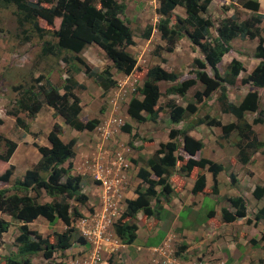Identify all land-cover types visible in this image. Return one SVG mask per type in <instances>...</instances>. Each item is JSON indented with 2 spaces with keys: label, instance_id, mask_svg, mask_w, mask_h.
Returning a JSON list of instances; mask_svg holds the SVG:
<instances>
[{
  "label": "trees",
  "instance_id": "16d2710c",
  "mask_svg": "<svg viewBox=\"0 0 264 264\" xmlns=\"http://www.w3.org/2000/svg\"><path fill=\"white\" fill-rule=\"evenodd\" d=\"M157 13L164 16L155 26L160 33L161 40L165 41V50L173 51L176 42L182 37H188L193 45L199 49L201 57H195L193 67L189 70L193 77L183 78L179 73L165 70L160 65H154L145 72V79L140 87L135 89L133 96L127 103L126 112L137 123L154 121L163 112L159 105L162 96L159 82L171 83L166 93L171 98L166 103L169 109L171 127L168 130L169 141L161 142L153 154L144 161V167L139 168L137 176L141 183L135 188V198L125 199V208L113 221L112 229L117 239L124 245L132 244L137 238L140 214L151 216L155 211V218L159 219L162 200H168L178 194L184 187L183 176H188L194 168L197 174L192 194L202 193L205 189L204 171L211 173L213 183L211 191L218 192L217 175L224 167L209 158L194 156L203 148V142L188 134L186 129H178L173 125L180 123L185 114L198 111L197 105L189 103L186 106L175 103L176 96H183L189 88L202 84L203 89L196 90L194 97L201 101L202 97H216L219 111L232 114L235 122L221 123L216 117L205 114L197 118L195 125L204 124L207 127L217 126L221 129V138L227 139L233 131L238 133L237 161L247 164L257 150L264 154V140L258 139L253 124L264 121V109L259 106V95L254 89L244 94L236 104L227 96L228 87H244L248 85L264 87V28H260L264 14L259 13L258 0H242L243 8L250 11V16L237 21L228 16L223 17L216 25L206 16L210 0H157ZM14 4L17 9V27L23 43L31 39L29 30L35 31L39 37L51 32L53 39H46L41 46L40 54L43 57H59L67 66L66 77L61 87L45 79L43 74L32 78L27 86L18 84L13 87L19 95L16 106L7 111L14 117L15 124L23 130H29L26 121L20 116L25 112L29 118H35L43 105L51 107L54 115L62 117L65 124L76 131H92L99 124L96 118L82 120L80 97L75 89H85L83 84L75 80L74 74L83 71L93 77L98 85L107 91L117 85L113 79L111 68L129 75L137 68V61L127 50L134 45L133 31L122 17L125 3L118 0H0V5ZM176 7L185 10V17L176 16L174 23L170 17ZM55 19L59 24L53 28ZM43 21L50 29L42 27ZM217 32L212 36L211 28ZM154 27L146 25L142 37L149 39ZM234 38H257L254 57L258 63L237 84V78L244 70L242 63L233 58L222 74L217 65L222 56L231 49L230 42ZM97 45L111 62L101 71L93 70L81 56L82 51L90 45ZM46 82H42L45 81ZM198 103V102H197ZM246 113H257L251 122L246 119ZM121 129L131 133L132 127L128 123ZM62 127L54 123L47 134L50 147L32 143L41 153V158L31 168L25 170L22 179L14 185H8L13 174V165H9L0 173V213L9 215L13 220L20 222L19 234L16 236L17 251L0 257V264H34L32 258L40 255L44 262L41 264H65L64 260L57 261L55 253L65 258V254L74 250L77 245H86V238L79 234L75 222L84 217L82 208L89 201V195L83 190L84 176L72 174V159L75 157V138L64 142L60 138ZM33 136L35 133H31ZM180 137V141H178ZM5 143V149L0 151V161L7 163L17 148V142L0 134ZM129 144L132 145V143ZM138 149L140 146L132 147ZM183 175V176H182ZM236 174L230 173L229 178L234 184ZM84 182V183H83ZM6 184V185H5ZM15 189L16 192L10 193ZM21 191V194L18 193ZM31 193H34L31 194ZM50 197L49 201L42 202L39 197ZM252 195L260 200L264 196V184L256 185ZM235 208H221V218L224 223H232L247 216V207L241 196L226 198ZM91 211L92 208H89ZM214 216V211L208 213V218ZM38 217H42L55 225L61 221L65 227L63 231L52 230V236H43L37 230L29 228ZM137 221V222H136ZM248 222L262 221L264 225V204L259 207ZM10 222L0 216V247L2 234L8 231ZM264 241V230L258 239H250L251 245H259ZM260 247V246H259ZM264 253V243L260 247ZM4 258V261L1 260ZM4 262V263H3Z\"/></svg>",
  "mask_w": 264,
  "mask_h": 264
},
{
  "label": "rangeland",
  "instance_id": "374dc122",
  "mask_svg": "<svg viewBox=\"0 0 264 264\" xmlns=\"http://www.w3.org/2000/svg\"><path fill=\"white\" fill-rule=\"evenodd\" d=\"M36 1V0H32ZM242 0H210L206 16L210 17L216 25L219 24V21L223 17H232L239 20H244L250 16V11L243 8L241 5ZM259 1V12L264 14V0ZM118 2H124L126 7L123 12L122 17L124 21L131 27L133 31L134 45L127 47V50L134 56L137 61V69L134 70L133 75L139 76L140 78L145 77V72L148 68L154 65H160L165 70L173 71L180 73L183 78L193 77V74L189 72L191 67H193L194 58L201 57L199 49L191 43L188 37L180 38L173 49V51L168 52L165 50V41L161 40L160 34L155 28L161 18L164 16L157 13L158 1L157 0H118ZM176 16L185 17V10L182 7H176L170 17V22L174 23ZM41 26L45 29H50L51 27L45 22H40ZM59 24V19H55L53 28H56ZM146 25H151L154 27L152 34L149 39L142 37ZM260 28H264V19L260 24ZM212 36H216L217 32L214 27L211 28ZM31 39L25 43L22 42L19 35L17 27V9L14 4H9L7 6L0 5V134L8 139L16 141L18 147L10 159L9 162L5 163L0 161V173H2L9 165L14 166V172L11 179L8 182V185H14V183L22 177V174L25 168L31 166L34 162L35 155L32 151L31 143L33 141H38L45 136V141H47L46 135L50 130L51 114L50 107L43 105L38 114L37 119L29 118L25 112H21L20 116L29 124L31 132L36 134L33 136L29 131H25L22 128L18 127L15 124L14 117L7 114V111L13 109L16 106V101L19 98V95L14 91L13 87L18 84L28 85L32 83V78L38 74H43L45 79L49 80L52 84L61 87L64 83V78L66 77L65 69L67 66L60 60L59 57L46 56L43 57L40 54L42 43L46 39H53L51 32H47L43 37H39L32 28L29 30ZM264 36V33H263ZM257 43V39L249 38H235L231 40L230 45L232 51L228 55H225L221 62L217 65L218 70L224 74L226 72V65L231 61L232 58L240 60L245 71L241 72L237 78V84L242 80L246 73L254 66L256 59H254V47ZM81 56L86 60L87 64L95 71L102 70L107 65H110L111 62L106 58L104 52L97 45L87 46L81 53ZM113 69V68H112ZM114 70V69H113ZM81 83L86 84V89L76 88L74 91L82 98V113L85 116V119H92L96 115L101 116V114L106 110L108 106L107 93L102 94L101 88L98 87V84L95 80L90 77H87L84 72H81L80 75H74ZM42 82H46L42 81ZM169 83H161L160 87L162 90V96L160 98L161 105H165L168 98V94L164 93L165 88ZM136 87V85H135ZM203 89L202 84L198 83L190 89L188 95H186V102L191 101L192 99L196 101L193 103L197 105L198 111L192 114H187L191 116L188 118V121H184L183 128L186 126H196L195 121L197 118L203 117L205 114H208L212 117H216L221 120V123H226L231 120L236 119L232 114H224L219 111V104L217 103L215 96L206 99L204 102L199 103L192 93L195 89ZM251 86L244 87H231L228 89L230 101L236 102L240 100L243 94L250 90ZM109 90V89H108ZM107 90V92H108ZM246 90V91H245ZM258 93L260 95V107L264 108V88H258ZM106 92V91H105ZM103 92V93H105ZM129 96H126L127 99ZM241 97V98H240ZM125 99L121 102L118 112L119 114H124ZM184 103V101H180ZM185 102V104H186ZM198 102V103H197ZM124 103V104H123ZM101 108L103 109L101 112ZM169 109H166L164 113L160 115L161 126L170 125L171 121L168 118ZM88 116V117H87ZM256 114L247 113L246 119L252 121ZM86 119V120H87ZM164 122V123H163ZM134 123V130L132 131L131 140L126 142L121 139H116L117 142H114V145L118 147L119 150L124 149L126 156L128 153H131V148L140 146V148L148 149V152H152L158 148L159 143L167 141V132H156L151 130L152 127L156 126L153 121H147L144 123ZM254 124V131L258 139L264 140V122L261 125ZM64 125V132L61 133L64 141L69 139L72 136V132L76 131L69 126ZM158 131V130H157ZM123 132V131H122ZM45 135H42V134ZM85 133V134H84ZM84 135L78 134L77 138L79 144L83 141L86 145L87 139L90 140L91 135H88L87 132H83ZM37 135V136H36ZM122 135V134H121ZM155 136V142L153 141V136ZM195 135L202 139V142L206 146L201 150V156L216 158V161L222 166L225 164L226 170H223L220 178V190L221 195H209L210 189H207V195L204 196V199L201 205L196 209H191L189 207L184 208L180 215L179 220L182 222L183 227L185 228H194L196 225L201 223H206L208 219V213L211 210L219 211L218 204L222 206H227L228 201L226 198L228 196L241 195L245 198L248 214L246 218L238 219L233 223L228 225L221 224V220L214 222L212 219L211 222L206 224L207 228L215 229L213 232L209 233L205 231V226L202 229L204 240L202 242L195 241L193 244V249L196 251L194 254L187 251L189 257L184 259L185 262H190V264H199L201 261L212 262L211 259H204V254L201 255V252H207L210 247L212 248H225L226 253H222L223 257H229L226 264H264V253L260 248L264 241H260L259 245L253 246L250 244V239H258L261 232L264 230V227L261 224H254L252 221L248 222L247 219H251L253 213L264 203V197L261 200H255L250 190L252 185L256 184L255 179H257L259 184H263L262 180L264 178V154L260 150H257L251 157L250 162L246 165H241L238 161L237 147L236 142L238 141V133L232 132L227 139H222L221 129L217 126L207 127L205 125L197 126L195 130ZM94 137V135H92ZM91 137L90 142L92 146H95V140ZM124 138H127V135H123ZM36 139V140H34ZM38 139V140H37ZM200 139V140H201ZM180 141V137H178ZM213 141V142H212ZM219 144V146H218ZM222 144V146H220ZM83 145V146H84ZM115 147V148H116ZM5 149V143L0 139V151ZM213 156V157H212ZM113 161H117V156L112 157ZM223 162V164H222ZM144 164V162H143ZM109 168V167H107ZM106 169V168H105ZM232 171L237 176V182L231 183L228 178V173ZM225 174V175H224ZM114 175V174H112ZM136 174H132L133 184L140 182L136 179ZM94 177V176H93ZM253 179V180H252ZM91 181L88 179L87 183ZM86 186L90 187L89 184L84 181ZM83 182V183H84ZM209 186L212 183V179L208 180ZM183 183H186V178L183 177ZM6 185V184H5ZM83 185V186H84ZM132 186L131 190L135 191L137 186ZM138 185V184H137ZM187 186V185H186ZM185 186V187H186ZM96 187V186H95ZM105 187V186H104ZM94 185L92 186V189ZM94 190V189H93ZM90 189H87L89 193ZM121 194L114 196V198H121V202L118 203L113 201L115 204L113 209L118 213L125 208L123 200L125 197H132V192H127L126 194L120 190ZM16 192L15 189L11 190L10 193ZM106 192V191H105ZM21 194V191H18ZM91 193V191H90ZM34 195V193H31ZM90 195V194H89ZM92 198V195H90ZM40 201L45 199L50 200V197L43 195L42 198L39 197ZM91 202L88 201L86 206L82 208L83 213L87 216L91 215L92 208ZM229 208L231 205L229 204ZM93 213V212H92ZM220 215V212L218 213ZM84 215V217L86 216ZM6 219L10 220V227L7 232L2 234V245L0 247V257H4L8 254L15 253L17 251V243L15 241L16 236L19 234V223L10 219L9 216H4ZM117 217V216H116ZM39 217L35 221L36 223L30 225L31 229L37 230L43 236H52V230L62 231L63 227L61 224L58 225H49L47 220ZM146 218L139 219L137 222L139 227H157L158 221L155 218L153 221L145 220ZM41 220V221H40ZM176 224L178 220H175ZM142 225V226H141ZM222 225V226H221ZM61 226V227H59ZM159 227V226H158ZM213 227V228H212ZM79 229V228H78ZM228 241H225L226 238ZM225 238V239H224ZM219 239V243L217 240ZM213 240V241H211ZM179 241H177L178 243ZM133 245L129 250H136L138 246H142V238L139 235L138 238L132 243ZM234 245V249H232ZM260 246V247H259ZM231 252H229L230 250ZM191 252V250H190ZM224 252V251H223ZM76 250H72L65 254V258L62 257L59 253L54 254V258L57 261L64 260L68 262L70 258H73ZM186 253V254H187ZM176 256V255H175ZM208 258V257H207ZM4 261V258H1ZM34 264H41L44 262V259L40 255H36L32 258ZM4 263V262H3ZM185 264V263H183Z\"/></svg>",
  "mask_w": 264,
  "mask_h": 264
},
{
  "label": "crops",
  "instance_id": "0c3cea01",
  "mask_svg": "<svg viewBox=\"0 0 264 264\" xmlns=\"http://www.w3.org/2000/svg\"><path fill=\"white\" fill-rule=\"evenodd\" d=\"M254 49H255V47H254ZM230 51H232V47H231ZM230 51L225 55H228L230 53ZM254 59H256V58L254 57ZM257 63H258V60L254 64V66H256ZM254 66H252V68L249 70V72L254 68ZM112 68H111V73L113 75V79L117 82V85L112 87V88H109L108 92L106 91L105 93H103V89L98 85V87L101 88V90H102V94L107 93V99L106 100L108 101V106L104 112L102 111L103 109L101 108V112H103L101 114V116L96 115L94 117V118L99 120L98 127L92 131H85L88 133V135H91V137H92V135H94V137H92V138H94V140H95V146L93 147L91 144L92 142H90L91 137H88V138H90V140L87 139L86 145H84L83 141L79 144V140H78L77 136H78V134H81L82 136H86V135H84L85 133L83 134L84 131L80 132V131L75 130L76 132L75 133L72 132V136L69 139H67L66 141L63 140L61 134H60V138L64 142L69 141L71 138L76 139V143L74 145L75 157L72 159L73 168L71 170V173L84 176L83 179H86V183H87L88 179L91 180L87 183L90 185V187H88L86 185H84V187H83V190L86 194L92 195V198L89 195V202H91L92 205H94L92 207L93 210L91 211V214H92V212H96V213H98V215H100V214L108 215V213L109 214L115 213V216H113V220H115L120 214V213H118L117 209H116V211H114L115 209L112 208L113 204L116 203V200L114 199L115 200V203H114L113 199H109L111 202L108 199H105V195L108 197H111V192L106 193L104 190V187L101 185V180L96 179L97 177H93V176L100 175L101 168H107V167L110 168L111 165L114 166L113 165L114 162H113L112 157L118 156L119 154L123 153L125 161H127L128 164H130V168L126 174L125 181L121 182L120 187H122V192L125 194L127 192H129V193L132 192L133 196L132 197H125V199L135 198L134 188H133V191L131 190L132 186L134 185L133 184L134 179H131L132 174L135 173L136 179L141 181L140 178L137 176V173L139 171V168L144 167L143 162L146 159H148V157L151 156L152 152H148V149H143V148H138V149L131 148V153H128L127 154L128 157H127L124 149L119 150L118 147L115 146L116 144L114 145V142H117L116 139H121L122 141L126 140V142L131 140V136H129V135L132 134V132L131 133L122 132L123 130L121 129V127L124 124L128 123L129 125H131L132 131L134 130V123H133L134 120H132L126 112L127 103L129 102L130 98L133 96L132 90L135 87V85L140 87L142 85L145 77L140 78L139 76L133 75L134 71L132 73H130L129 75H127V74H123V73L117 71V69L115 67H112ZM243 71H245V68H244V70H242V73H243ZM81 72H83V71H81ZM81 72L75 73L74 75L78 76L81 74ZM249 72H247L245 76H247L249 74ZM86 76L90 77L88 75H86ZM90 78L92 79L93 77H90ZM75 80L78 83L83 84L76 77H75ZM161 83H169V82L160 81L159 87H160ZM170 84L171 83H169V85ZM83 85L85 86V89H86L87 85L86 84H83ZM194 86H192V87H194ZM248 86H251V89H254L257 92H258V90H257L258 88H264V87H256V86H252V85H248ZM166 88L164 90L165 94H166ZM191 88H189V90L183 96H176L175 97V103L177 105L186 106L189 103H196V101H194L193 99L189 102H186V95L189 94ZM228 88H231V87H228ZM196 90H201V88L195 89L194 92ZM160 91L162 93L161 87H160ZM128 92H129V96L127 99H125L126 96L128 95ZM194 92L191 95L192 97H194ZM217 94H219V93H217ZM244 94H243V96H244ZM258 95H259V93H258ZM227 96L230 99L229 91H227ZM167 98H168V100H167V102H168L169 99L171 98V94H168ZM80 99H81V101H80L81 111L79 113V117L82 120H86L87 118L85 119V116L82 113V110H83L82 98L80 97ZM118 99H119V101H122L125 99V102H124L125 106L123 109L124 114H119V112H118V108L121 104V102H119ZM206 99L207 98L202 97V99L199 103L204 102ZM240 100H238L234 103L237 104ZM180 101H184V103H182ZM185 102H186V104H185ZM159 105H161L160 101H159ZM165 105H161V107L164 108L162 113H164V111L166 109H168ZM259 106H260V95H259ZM120 108H121V106H120ZM50 109H51L50 110V114H51L50 130H51L54 123H58L62 127V132H64V125L63 124H65V123H64L62 117L55 116L53 109L51 107H50ZM39 113H40V111L37 113V115L35 116L34 119H37ZM251 114H253V113H251ZM190 115L192 116V114H190ZM191 116L188 117L187 114H185L184 118H183L184 120L181 121L180 123L174 124L173 126L175 128H178V129H186L188 131L189 135L198 139L199 137H197L195 135L196 127L204 125V124L196 125V126H194V124H193L192 127L187 125L186 128H183V126H185L184 121H188V118H191ZM168 118H170L169 113H168ZM235 121H236V119L231 120L229 122H235ZM153 122L156 124V126L152 127L151 130H154L155 133L156 132H164V131L168 132L169 128L171 127V124L168 126L167 125L161 126L162 122H160V116H158L156 119H154ZM249 122H251V121H249ZM65 125H67V124H65ZM28 126H29V124H28ZM253 129H254V126H253ZM102 130H104L105 132L102 133ZM28 131L30 133H35V132H31L30 128ZM49 131H48V133H49ZM42 135H45V134L43 133ZM123 135H127V138H124ZM155 136L156 135L153 136L154 142H155ZM44 138H45V136L43 137V139L42 138L40 139V141H39L40 143H38V141H36V142L33 141L32 143H36V144L41 145V146L50 147V142L47 138V135H46L47 141H45ZM34 140H36V139H34ZM163 142H166V141H163ZM32 143H31V145H32ZM205 146H206V144L204 145V143H203V148ZM218 146H219V144H218ZM220 146H222V144ZM17 147H18V144H17ZM31 147L34 150V151H32L34 153V155L36 154L34 161H32L34 163L31 166L25 168V170L31 168L36 162H38V160L42 156L36 147H34L33 145ZM201 150L199 152H197V154L194 156L195 158H199L201 156ZM15 151H14V153H15ZM14 153H13V155H14ZM207 158H209L213 161H216V158H211V157H207ZM222 164H223V162H222ZM223 167L225 170L226 169L225 164L223 165ZM196 169L197 168H194L192 170V172L190 173V175H188V176L182 175L184 178H186V183L184 184V187L181 190V192H179L178 194L172 195L168 200L164 201L163 210L160 212L159 224L157 225L156 228L152 227L151 229L147 228V230H145L146 228L143 227L142 225H141L142 227L138 226L137 238L139 237V235L142 238L143 245L141 247L138 246L136 250H129V248L133 244L123 245L120 242L119 247L114 252H112L114 255L111 256V255L105 253L104 255H106V257L104 258L103 261L100 262V264H183V263L188 264V262H181V260L174 259L170 255L171 251H169L168 249H165V251L162 253L154 252L153 250L155 248L160 249L161 246L164 245L165 243H167L170 246L172 243L177 245V246L179 244L180 245L182 244L183 246H185V250L178 257H182L183 259H187L189 257L190 253L194 254V252H196L193 249L194 242L195 241L202 242L204 240L203 233H205V232L204 231L202 232L203 227L205 226L204 230L208 231L209 233H211L215 230L213 227H212L213 229L206 227V224L210 222L209 219L206 220V223H201L199 225H196L194 228H186V227L184 228L182 222L179 221V215L184 208L189 207L191 209H196L201 205V203L204 199V196H206V194H207V189L210 188L212 183H213V178H212L211 173L205 170L204 175H205L206 186H205L204 191L202 193L192 194L191 188H192V185L194 183L195 175L197 174ZM25 170H24V172H25ZM110 171L114 172L115 170L113 168ZM13 172H14V169H13ZM24 172H23V174H24ZM222 173H223V171L219 172L217 177H216L217 183H218V194L217 195H221V190H220L221 182H220L219 177L222 175ZM23 174H22V177H23ZM12 175H11V177H12ZM11 177H10V179H11ZM22 177L20 179H22ZM209 178L212 179V183L210 186H209V182H208ZM254 179H255V182L258 183L257 179L256 178H254ZM137 184H138V182H136L134 186H136ZM93 185H94V188H93L94 190L92 189ZM87 189H90L91 193H90V191L88 193ZM125 199L123 200L124 205H125ZM47 200L48 199H45L42 202H45ZM118 203H120V202H118ZM218 206H219V211L222 207H224L220 204H218ZM214 211H216V210H214ZM219 211L215 212V219H217V220H220V215L218 214ZM83 212H85V211L82 210V213ZM83 215H86V214L83 213ZM0 216L3 217L4 219H6L4 216H9V215L0 213ZM138 217H140V216H138ZM150 218L148 220H150ZM10 219H12V218L10 217ZM6 220L8 222H10V220H8V219H6ZM43 220H45V219H43ZM175 220H178L177 224H176ZM18 223H19V225L21 224L20 222H18ZM34 223H36V222H34ZM34 223L29 224L28 225L29 228H30V225H32ZM58 224H61V226L63 227V230H64L65 227L63 226L62 222L57 221L55 226ZM61 226H59V227H61ZM75 227L77 228V231L79 232V234H81L80 230L78 229L79 228L78 227V221L75 222ZM159 228H162V229H159ZM112 232L114 234L113 230H112ZM86 240L88 241L86 243V245L83 244V245H77L76 246V248L74 249V250H76V253L74 254L73 258H70V261L82 260L83 258H87V254H89L92 251V248L94 247V245H92L87 238H86ZM177 241H179V242L177 243ZM211 241H213V240H211ZM225 241H228V239L226 238ZM217 242L219 243V239L217 240ZM99 243H100V241H99ZM234 248H235L234 245H232V249H234ZM190 250H191V252H190ZM187 251L189 252V254L187 253ZM225 251H226V249L224 247L221 249H218L217 247L216 248L210 247L206 253L201 252V255L204 254V256H205V254H206L205 257H208L210 259H220L221 261L226 262V261H228L229 257H228V255L226 258L223 257L222 253H226ZM68 252H70V250ZM229 252H231V250Z\"/></svg>",
  "mask_w": 264,
  "mask_h": 264
},
{
  "label": "built area",
  "instance_id": "2783aa9c",
  "mask_svg": "<svg viewBox=\"0 0 264 264\" xmlns=\"http://www.w3.org/2000/svg\"><path fill=\"white\" fill-rule=\"evenodd\" d=\"M113 162L114 166L111 165L110 168L106 169L101 168L100 175L94 176L97 177L96 179L101 180V185L103 187L105 186L104 190L106 193L111 192V197H107V199H118V197L114 198V196H118L121 193V177H123V171L128 166L127 162L120 154L117 156V161L114 160ZM113 168L115 171L111 172L110 170ZM113 216H115V213L98 215V213L93 212L91 215H86L78 221L81 234L84 235L94 247L92 251L87 254V258L78 260L77 264H97L102 258V255L105 253L111 254L119 247L120 241L112 232Z\"/></svg>",
  "mask_w": 264,
  "mask_h": 264
},
{
  "label": "clouds",
  "instance_id": "9594fccd",
  "mask_svg": "<svg viewBox=\"0 0 264 264\" xmlns=\"http://www.w3.org/2000/svg\"><path fill=\"white\" fill-rule=\"evenodd\" d=\"M260 13V12H259ZM263 14V13H262ZM156 28V27H155ZM157 29V28H156ZM158 31V30H157ZM160 34V33H159ZM255 39H257V38H255ZM227 54V53H226ZM225 55V54H224ZM223 55V56H224ZM222 56V57H223ZM233 59V58H232ZM231 59V60H232ZM230 63V62H229ZM228 65V64H227ZM226 65V66H227ZM101 71V70H100ZM138 86H136V87H134L133 88V90H132V92H133V94H134V92H135V89L137 88ZM218 93H219V91H218ZM218 96V94L215 96V99H216V97ZM253 114H256V116H257V113H253ZM228 123V122H227ZM99 125V124H98ZM98 125H97V127H98ZM254 125V124H253ZM96 127V128H97ZM95 128V129H96ZM94 129V130H95ZM103 132H105L104 130H102V133ZM124 132V131H123ZM132 132V131H131ZM233 132H236V131H233ZM222 134V133H221ZM191 136V135H190ZM221 136V135H220ZM167 137H168V132H167ZM193 137V136H192ZM196 139V138H195ZM170 139H169V137H168V140L167 141H169ZM166 141V142H167ZM260 150V149H259ZM155 151V150H154ZM261 151V150H260ZM237 152H238V148H237ZM262 153V152H261ZM254 154V153H253ZM252 154V155H253ZM122 157H123V159H125L124 158V154L123 153H121L120 154ZM204 157V156H203ZM252 157V156H251ZM207 158V157H206ZM251 159V158H250ZM127 162V161H126ZM216 162V161H215ZM249 162H250V160H249ZM248 162V163H249ZM218 163V162H217ZM127 164H128V162H127ZM241 164V163H240ZM241 165H243V164H241ZM246 165V164H245ZM129 168H130V164H128V166L126 167V169L123 171V177H121V179H122V182H124L125 181V179H126V174H127V172L129 171ZM224 170V169H223ZM226 170V169H225ZM230 173H234V172H232V171H230L227 175H228V178H229V174ZM230 179V178H229ZM195 180V179H194ZM231 181V180H230ZM236 182H237V177H236ZM235 182V183H236ZM262 182H263V184H264V178H263V180H262ZM139 183H141V181L139 182ZM138 183V184H139ZM232 183V182H231ZM194 184V183H193ZM263 184H261V185H263ZM256 185H260L259 183H256V184H253L252 186V189L250 190V192H251V195H252V192H253V189H254V187L256 186ZM137 186V185H136ZM212 186V185H211ZM192 187H193V185H192ZM121 189H122V187H121ZM192 189V188H191ZM210 189V191H208L209 192V195H217L218 194V192L217 193H213L212 191H211V187L209 188ZM207 192V193H208ZM134 193H135V191H134ZM192 193V192H191ZM121 194V193H120ZM207 195V194H206ZM135 196H136V194H135ZM236 196H241V195H236ZM107 197L108 196H106L105 195V199H107ZM229 197V196H228ZM243 199H244V202H245V205H246V207H247V204H246V200H245V198L243 197V196H241ZM252 197L254 198V196L252 195ZM264 197V196H263ZM262 197V198H263ZM261 198V199H262ZM255 199V198H254ZM260 199V200H261ZM109 200V199H108ZM114 200V199H113ZM117 202H121V198H118V199H115ZM114 200V201H115ZM255 200H258V199H255ZM164 201L165 200H162V208H163V203H164ZM227 201V200H226ZM264 204V203H263ZM263 204H261V206L263 205ZM260 206V207H261ZM225 207V206H224ZM226 207H229V203H227V206ZM231 208H232V206H231ZM259 208V207H258ZM247 209V208H246ZM230 210H232V209H230ZM234 210H235V208H234ZM234 210H232V211H234ZM214 211V210H213ZM220 211H221V209H220ZM219 211V212H220ZM256 212V211H255ZM254 212V213H255ZM154 213H155V211H154ZM152 214L151 216H147V217H145L144 215H142V213L140 214V217H139V219L140 220H142V218H146L145 220H148L150 217V220L152 219V221L155 219V214ZM249 212H248V209H247V214H248ZM254 213H253V215H254ZM247 217V216H246ZM245 217V218H246ZM253 217V216H252ZM157 219V218H156ZM159 219H160V215H159ZM159 219H157V221H158V224H159ZM180 219V218H179ZM209 219V221L211 222L212 221V219L214 220V222H217V219H215V211H214V216L213 217H211V218H208ZM207 219V220H208ZM239 219H242V218H239ZM220 220H221V224H223L224 226L225 225H228L229 223H224L223 221H222V218H221V213H220ZM180 221V220H179ZM236 221H238V219L236 220ZM235 222V221H234ZM253 223H254V221H252ZM113 223V222H112ZM233 223V222H232ZM208 224V223H207ZM257 224H261L263 227H264V225H263V222L262 221H258L257 222ZM222 226V225H221ZM152 227H149V229H151ZM159 229H162V228H159ZM113 230V229H112ZM124 245V244H123ZM155 248V247H154ZM165 249H168L169 251H171V253H170V255L174 258V259H176V260H181V262H185V260L182 258V257H178V256H180V254L185 250V246H183L182 244L180 245H175V244H171V246L170 245H168L167 243H165L164 245H162L161 246V248L160 249H157V248H155L153 251L154 252H158V253H162V252H164L165 251ZM109 255H111V256H113L114 254L113 253H111V254H109ZM176 255V256H175ZM106 257V255H102V258L100 259V261L97 263V264H100V262L101 261H103L104 260V258ZM204 259H206V260H208V259H210V258H207V257H205ZM77 261L78 260H73V261H68V262H66L65 261V264H77ZM211 261L212 262H207V261H201L199 264H226L227 263V261L225 262V261H221L220 259H211ZM188 264H190V262H188Z\"/></svg>",
  "mask_w": 264,
  "mask_h": 264
}]
</instances>
